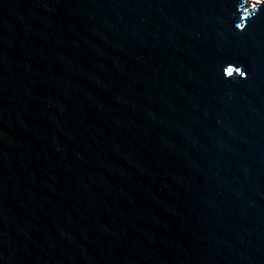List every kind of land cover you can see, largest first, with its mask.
Listing matches in <instances>:
<instances>
[{
    "label": "water",
    "instance_id": "water-1",
    "mask_svg": "<svg viewBox=\"0 0 264 264\" xmlns=\"http://www.w3.org/2000/svg\"><path fill=\"white\" fill-rule=\"evenodd\" d=\"M0 264H264V0H0Z\"/></svg>",
    "mask_w": 264,
    "mask_h": 264
},
{
    "label": "rangeland",
    "instance_id": "rangeland-1",
    "mask_svg": "<svg viewBox=\"0 0 264 264\" xmlns=\"http://www.w3.org/2000/svg\"><path fill=\"white\" fill-rule=\"evenodd\" d=\"M253 1L258 2L259 0H253Z\"/></svg>",
    "mask_w": 264,
    "mask_h": 264
}]
</instances>
